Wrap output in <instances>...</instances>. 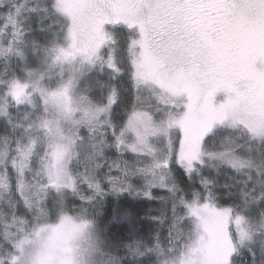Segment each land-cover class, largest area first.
<instances>
[{
    "label": "snow or ice",
    "instance_id": "obj_1",
    "mask_svg": "<svg viewBox=\"0 0 264 264\" xmlns=\"http://www.w3.org/2000/svg\"><path fill=\"white\" fill-rule=\"evenodd\" d=\"M0 264H264V0H0Z\"/></svg>",
    "mask_w": 264,
    "mask_h": 264
}]
</instances>
